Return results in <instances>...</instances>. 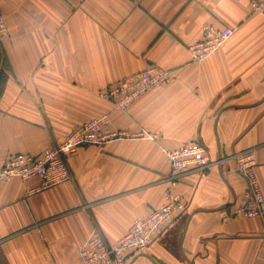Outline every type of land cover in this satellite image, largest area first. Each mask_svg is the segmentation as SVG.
I'll list each match as a JSON object with an SVG mask.
<instances>
[{"label":"crops","instance_id":"0c3cea01","mask_svg":"<svg viewBox=\"0 0 264 264\" xmlns=\"http://www.w3.org/2000/svg\"><path fill=\"white\" fill-rule=\"evenodd\" d=\"M253 1L0 0L8 27L0 165L40 155L103 114L122 133L78 147L67 159L72 177L59 185L33 191L38 179L0 181V264H82L94 230L115 243L168 192L185 198V212L122 264H156L148 256L159 264H264L263 219L231 216L247 188L237 153L253 150L264 193V11L253 12ZM208 23L235 31L195 63L189 47ZM149 66L170 71V80L128 109L99 96ZM190 143L216 164L170 180L167 152Z\"/></svg>","mask_w":264,"mask_h":264},{"label":"built area","instance_id":"2783aa9c","mask_svg":"<svg viewBox=\"0 0 264 264\" xmlns=\"http://www.w3.org/2000/svg\"><path fill=\"white\" fill-rule=\"evenodd\" d=\"M251 10L264 11V0L253 1ZM231 27H217L212 23L204 26L202 38L189 47L191 60L195 63L209 59L233 35ZM8 35L7 14L0 8V43ZM170 80V71L158 66H149L127 75L112 87L99 92L102 99L114 104L115 109L126 110L148 91L165 85ZM122 133L111 129L109 114L92 118L70 131L66 137L40 155L20 154L8 158L0 165V181L14 177L22 180L40 181L33 191L59 185L71 179L67 164L68 156L82 145L101 144L118 138ZM171 166L170 180L175 181L191 170H205L212 161L209 151L199 143H190L167 152ZM234 158L238 172L247 183L245 198L233 211V217H260L264 221V193L255 173L256 159L253 150L237 153ZM218 163V161H217ZM165 202L148 216L137 219L132 229L111 244L104 235L94 230L80 249L82 264H122L129 253L144 252L186 210L185 198L168 192ZM229 218L226 217L225 220Z\"/></svg>","mask_w":264,"mask_h":264},{"label":"water","instance_id":"95a60500","mask_svg":"<svg viewBox=\"0 0 264 264\" xmlns=\"http://www.w3.org/2000/svg\"><path fill=\"white\" fill-rule=\"evenodd\" d=\"M222 160H223V158L221 157V158L218 160V163L221 162ZM227 206H228V205H225V206L221 207L220 209H223V208H225V207H227ZM212 210H215V209H212ZM196 211H209V209H197ZM196 211H194L191 215H189V217H188V219H187L186 225H185L184 230H183V233H182V240H183V238H184V236H185V234H186V231H187V228H188V224H189V222H190V220H191L193 214H194ZM148 257H150V259H152L156 264H159V263H158L154 258H152L151 256H148Z\"/></svg>","mask_w":264,"mask_h":264},{"label":"trees","instance_id":"16d2710c","mask_svg":"<svg viewBox=\"0 0 264 264\" xmlns=\"http://www.w3.org/2000/svg\"><path fill=\"white\" fill-rule=\"evenodd\" d=\"M0 81H1L0 83L2 84V85H0V90H1L0 98H1L2 92L4 91L5 82H6V74L5 73H0Z\"/></svg>","mask_w":264,"mask_h":264},{"label":"rangeland","instance_id":"374dc122","mask_svg":"<svg viewBox=\"0 0 264 264\" xmlns=\"http://www.w3.org/2000/svg\"><path fill=\"white\" fill-rule=\"evenodd\" d=\"M4 67H5L4 66V54H3L2 50L0 49V73H4ZM0 85H2V84L0 83ZM0 92H1V90H0ZM3 92H2V95H3Z\"/></svg>","mask_w":264,"mask_h":264}]
</instances>
